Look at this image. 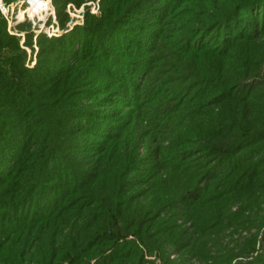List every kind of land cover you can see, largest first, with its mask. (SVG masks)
Instances as JSON below:
<instances>
[{
	"label": "rangeland",
	"instance_id": "rangeland-1",
	"mask_svg": "<svg viewBox=\"0 0 264 264\" xmlns=\"http://www.w3.org/2000/svg\"><path fill=\"white\" fill-rule=\"evenodd\" d=\"M40 1L0 0V239L57 198L98 228L46 264L263 262L264 130L208 148L264 123V0Z\"/></svg>",
	"mask_w": 264,
	"mask_h": 264
},
{
	"label": "trees",
	"instance_id": "trees-1",
	"mask_svg": "<svg viewBox=\"0 0 264 264\" xmlns=\"http://www.w3.org/2000/svg\"><path fill=\"white\" fill-rule=\"evenodd\" d=\"M31 1V7H29L27 11L32 15L41 1ZM38 1L39 3L36 4ZM6 33L7 32L5 31H0V34ZM222 125L228 129L230 127L233 128L235 132H231L233 131L231 129V131H227V133H229L228 135H218L215 134V132L214 135L210 134L215 140L214 144H211L208 149L211 150L215 156L224 158L225 161L229 162L231 160L230 155L232 151L242 149L244 145H250L264 130L263 122H255L253 120H250L249 123L245 121L242 123V120L237 121L235 118V121L230 119L221 122V126ZM256 127H258V129ZM247 133H249L250 136H246ZM214 161L215 159L211 162ZM186 170L189 171L187 168ZM188 174L191 177L193 175L191 172H188ZM33 175L34 179L38 177L36 171H34ZM181 180L183 183L186 181L184 178H181ZM71 185L72 184L69 182L65 183L67 189ZM184 185L186 186V184H182L179 188L180 191L186 192L184 199H192L193 197H190L192 191L185 190L186 187H184ZM90 195H93V193ZM90 198L98 202L97 197L92 196ZM44 208L47 209V213H39L36 216L29 218L30 222H27L23 226L19 225V221H16L15 227L11 231V236L4 240L0 239V264H46L47 260L52 258L59 257L62 259H70V256H73V251L81 250L83 248L82 242L90 240L98 228L96 223H94V221H96L95 217L97 216V212H95L94 209L81 210L79 207L71 206V209L67 208L64 211H60L59 199L57 198H55L52 204H50L49 201L46 202ZM81 217H83V219H89V224H85L84 226L79 224L82 220ZM133 234L138 240H140V234L134 230ZM141 243L143 246H147L142 240ZM171 243L174 244L175 241L171 240ZM249 244L251 246V243L249 242L246 243V246H249ZM202 249H204L203 246L201 247V250ZM192 251H194L193 246L189 248V252ZM239 252L240 253L233 257V260L240 257L248 258L249 253L252 254L255 252V248L240 249ZM120 256L121 255L118 257ZM225 260L231 261V259ZM263 262L261 261L259 264H264ZM226 263L229 264V262Z\"/></svg>",
	"mask_w": 264,
	"mask_h": 264
}]
</instances>
